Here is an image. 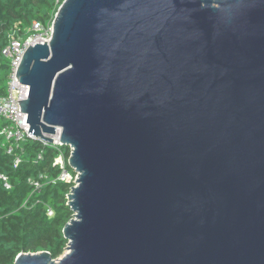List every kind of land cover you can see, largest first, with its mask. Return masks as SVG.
<instances>
[{
	"label": "water",
	"instance_id": "obj_1",
	"mask_svg": "<svg viewBox=\"0 0 264 264\" xmlns=\"http://www.w3.org/2000/svg\"><path fill=\"white\" fill-rule=\"evenodd\" d=\"M16 78L78 179L13 264H264V0H63Z\"/></svg>",
	"mask_w": 264,
	"mask_h": 264
},
{
	"label": "trees",
	"instance_id": "obj_2",
	"mask_svg": "<svg viewBox=\"0 0 264 264\" xmlns=\"http://www.w3.org/2000/svg\"><path fill=\"white\" fill-rule=\"evenodd\" d=\"M63 0H0V96L7 93L9 65L1 51L9 34L29 35L36 21L51 25ZM1 122L0 127L5 125ZM0 136V264H13L20 253L47 251L52 259L67 245L63 228L72 218L67 205L71 184L59 181L54 159L59 150L68 156V146L60 148L44 141L26 139L7 153L8 142ZM19 162L15 164V159ZM5 177L4 181L2 177ZM8 183L6 188L4 183ZM35 182L39 183L36 189ZM50 208L51 216L47 214Z\"/></svg>",
	"mask_w": 264,
	"mask_h": 264
},
{
	"label": "built area",
	"instance_id": "obj_3",
	"mask_svg": "<svg viewBox=\"0 0 264 264\" xmlns=\"http://www.w3.org/2000/svg\"><path fill=\"white\" fill-rule=\"evenodd\" d=\"M29 35L21 37L17 35L16 31H12L9 34L8 42L3 47L1 54L8 60L9 73H8V83H7V93L0 96V118L6 123L0 127V136L5 138L8 142L6 146L7 153H11L14 147H18L19 143L26 139H36L33 133L29 131V124L26 121L27 114L21 111L20 102L18 99H24L28 96L29 86L23 84L17 79V72L22 61L23 55L26 49L34 45L35 42L43 43L48 42L52 34V23L51 25L44 26L39 22H32L28 29ZM60 132L58 137L51 136L53 142L49 143L53 146L60 148L64 146L60 142ZM46 143V142H45ZM68 146V156L65 155L64 151L59 150L57 156L54 159V164L59 169V174L57 179L71 184L76 185L75 180L78 179V172L69 166L68 159L72 152V147ZM19 162V159H15V164ZM2 177V176H1ZM5 181L6 178L2 177ZM36 189L39 188V183L35 182ZM5 187L8 188L9 184L4 183ZM47 214L51 216L53 214L52 210L48 208Z\"/></svg>",
	"mask_w": 264,
	"mask_h": 264
},
{
	"label": "rangeland",
	"instance_id": "obj_4",
	"mask_svg": "<svg viewBox=\"0 0 264 264\" xmlns=\"http://www.w3.org/2000/svg\"><path fill=\"white\" fill-rule=\"evenodd\" d=\"M1 122H4V120L3 119H1L0 118V124H1ZM3 140H2V143H5L6 142V139L5 138H2ZM66 252V250H64V252L63 253H65ZM62 255H60L58 258H60ZM57 259V258H56Z\"/></svg>",
	"mask_w": 264,
	"mask_h": 264
}]
</instances>
